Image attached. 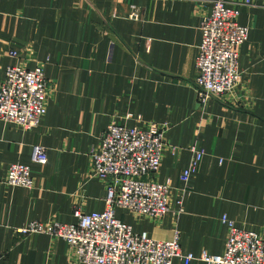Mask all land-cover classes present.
Returning <instances> with one entry per match:
<instances>
[{"label":"crops","instance_id":"crops-1","mask_svg":"<svg viewBox=\"0 0 264 264\" xmlns=\"http://www.w3.org/2000/svg\"><path fill=\"white\" fill-rule=\"evenodd\" d=\"M212 3L0 0V82L8 65L40 64L48 81L47 112L38 127L24 131L0 120V264H79L62 238L17 229L35 220L73 223L77 208L104 209L105 185L94 176L90 154L111 122L169 124L153 179H169L170 209L190 145L203 153L177 217L172 210L151 219L115 209L135 232L168 240L177 230L183 250L221 254L225 215L264 238V0L239 6L237 22L249 29L239 47L240 82L201 105L195 59L200 22ZM34 144L47 149L43 165L31 161ZM16 162L29 165L31 188L3 182Z\"/></svg>","mask_w":264,"mask_h":264},{"label":"built area","instance_id":"built-area-1","mask_svg":"<svg viewBox=\"0 0 264 264\" xmlns=\"http://www.w3.org/2000/svg\"><path fill=\"white\" fill-rule=\"evenodd\" d=\"M258 1L238 0L231 4L229 0H213L210 12L201 19L194 79L201 105L212 97L234 91L240 82L239 47L247 40L249 29L237 22L239 6ZM138 16L136 11L130 14L134 19ZM9 55L15 56L16 52L10 51ZM47 88L41 64L31 69L8 65L0 82V120L24 131L38 127L47 112ZM168 128L166 122L133 126L109 123L101 134L98 150L90 154L94 176L105 185L104 209L84 212L77 208L73 211L76 218L73 223L35 220L17 232L62 238L79 264H171L173 259L183 264L195 259L208 264H264V238L256 231L237 227L225 215L221 218L227 224L222 253L211 255L203 250L199 256L182 249L177 230L169 240L159 241L146 232H135L130 224L116 217V208L151 219H159L171 210L177 217L184 211V199L191 192L203 153L195 143L190 145L191 157L179 175L181 187L176 207L170 209L169 179L163 182L153 179L161 164ZM47 159V149L34 144L31 161L43 165ZM3 182L31 188L29 165L11 163Z\"/></svg>","mask_w":264,"mask_h":264},{"label":"rangeland","instance_id":"rangeland-1","mask_svg":"<svg viewBox=\"0 0 264 264\" xmlns=\"http://www.w3.org/2000/svg\"><path fill=\"white\" fill-rule=\"evenodd\" d=\"M194 79H195V77H194ZM194 82V81H193ZM155 240H158V239H155ZM169 240V239H168ZM159 241H164V240H159Z\"/></svg>","mask_w":264,"mask_h":264}]
</instances>
